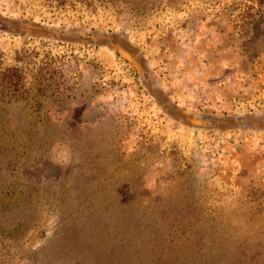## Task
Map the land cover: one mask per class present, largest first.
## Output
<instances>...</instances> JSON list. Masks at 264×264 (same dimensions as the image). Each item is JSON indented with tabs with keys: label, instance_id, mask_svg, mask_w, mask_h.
<instances>
[{
	"label": "rangeland",
	"instance_id": "374dc122",
	"mask_svg": "<svg viewBox=\"0 0 264 264\" xmlns=\"http://www.w3.org/2000/svg\"><path fill=\"white\" fill-rule=\"evenodd\" d=\"M0 264H264V0H0Z\"/></svg>",
	"mask_w": 264,
	"mask_h": 264
}]
</instances>
